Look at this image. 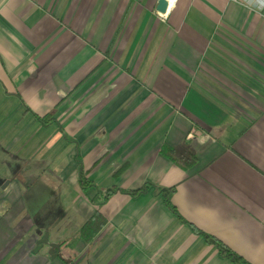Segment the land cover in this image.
<instances>
[{
    "label": "crops",
    "instance_id": "1",
    "mask_svg": "<svg viewBox=\"0 0 264 264\" xmlns=\"http://www.w3.org/2000/svg\"><path fill=\"white\" fill-rule=\"evenodd\" d=\"M157 3L0 0V264H231L189 225L264 264V0ZM52 112L61 129L34 117ZM184 142L187 171L161 152ZM80 166L150 185L113 195L88 243Z\"/></svg>",
    "mask_w": 264,
    "mask_h": 264
},
{
    "label": "trees",
    "instance_id": "2",
    "mask_svg": "<svg viewBox=\"0 0 264 264\" xmlns=\"http://www.w3.org/2000/svg\"><path fill=\"white\" fill-rule=\"evenodd\" d=\"M34 117L36 121L45 128L49 127L52 124H56V122L53 120V112L44 117H37V116ZM56 125L58 126V128H60L58 124ZM161 152L162 155H164L167 158V160H169L171 163L177 165L179 168L185 171L194 167V165L197 162V155L194 149L192 148V146L190 145V143L188 142H184L177 147H164ZM78 162L81 163L80 160H78ZM121 173H122V169L114 172L112 174V177L117 178ZM79 187L83 193H87V191H89L90 189L95 190V194L93 197L89 199V202L95 208L96 212L87 222L83 224V226L81 227V229L79 230L76 236L77 239H81L84 242L88 243L93 238H95L96 235L106 225V221L101 216L99 211L100 208L113 195L119 192L122 194L135 197L145 193L150 188V185L144 184L140 188L130 191L120 190L115 187L102 190L97 188L91 179L87 178L86 171L82 166H80ZM159 193H161V195L164 197L165 204L168 206V208L177 215L176 210L172 206L170 201L171 196L174 193V188L160 189ZM177 217L179 218L178 215ZM189 226L192 229V231H194L197 235H202L209 244L214 245L218 250L220 256L226 258L231 264H248L241 257L236 255L232 250H230L227 246L222 244L220 241L207 237L206 235L198 231L196 228H194L192 225ZM64 262L68 263V260H64Z\"/></svg>",
    "mask_w": 264,
    "mask_h": 264
},
{
    "label": "water",
    "instance_id": "3",
    "mask_svg": "<svg viewBox=\"0 0 264 264\" xmlns=\"http://www.w3.org/2000/svg\"><path fill=\"white\" fill-rule=\"evenodd\" d=\"M168 8V0H158L156 10L160 14L166 13ZM39 248H42L43 245L49 248V255L51 258L55 256L56 251L58 250L59 246L57 244H49L46 239L40 242Z\"/></svg>",
    "mask_w": 264,
    "mask_h": 264
},
{
    "label": "rangeland",
    "instance_id": "4",
    "mask_svg": "<svg viewBox=\"0 0 264 264\" xmlns=\"http://www.w3.org/2000/svg\"><path fill=\"white\" fill-rule=\"evenodd\" d=\"M1 136H0V140H1ZM2 149V148H1ZM2 152L4 153V151L2 150ZM3 156V155H2ZM4 157V156H3ZM35 157L37 159H40L43 157V152H38V153H35ZM8 182L7 181H2L0 182V188H3ZM44 199V198H43Z\"/></svg>",
    "mask_w": 264,
    "mask_h": 264
},
{
    "label": "bare ground",
    "instance_id": "5",
    "mask_svg": "<svg viewBox=\"0 0 264 264\" xmlns=\"http://www.w3.org/2000/svg\"><path fill=\"white\" fill-rule=\"evenodd\" d=\"M168 2L172 4L173 2H175V0H168Z\"/></svg>",
    "mask_w": 264,
    "mask_h": 264
}]
</instances>
